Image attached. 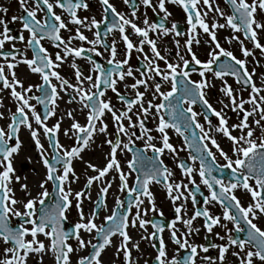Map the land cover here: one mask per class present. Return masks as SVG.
Wrapping results in <instances>:
<instances>
[{"label":"snow or ice","instance_id":"6c2138e0","mask_svg":"<svg viewBox=\"0 0 264 264\" xmlns=\"http://www.w3.org/2000/svg\"><path fill=\"white\" fill-rule=\"evenodd\" d=\"M122 2L132 9L130 16L118 11L110 0H98L102 16L97 20L94 15H79L80 11L90 10L88 0H32L31 4L29 0H17L22 14L11 17L12 22L20 23L15 35L9 21L3 18L9 9L0 5V92L8 90L16 105L14 112L9 110V122L0 127V245H3L0 264H29L31 257H35L34 264H44V257L48 254L52 255L54 264H72V255L85 248L90 249L89 254L79 256L77 264H104L102 254L109 247L115 248L116 256L122 252L124 264H136L131 250L140 251V244L133 241L128 231L130 228L137 229L140 240L149 241L156 250L152 264H197L198 259L200 264H230L229 252L238 264H254L255 260L264 264V229L257 223L264 222V73L257 84L253 79L255 69L249 72L247 68V58L251 56L255 60L254 49L264 56V44L259 38L264 33V0H224L230 12H226L217 0ZM166 3L183 10L186 30L181 31L175 21L167 26L171 13ZM140 5L145 9L142 26L136 23ZM56 8L61 11L58 13ZM149 8L158 16L163 13L158 23L149 20ZM38 13L43 15L38 18ZM209 13L213 14L211 18ZM220 19L224 22L220 23ZM101 25H105V37L118 32L122 51L118 50L115 37L105 43L101 37ZM224 28L232 32L225 40L229 44L236 41L244 59L238 58L219 42L217 31ZM84 30L91 32L93 38L89 39ZM62 31L68 33L67 37L62 35ZM25 32L28 33L27 38ZM150 33L155 36H150ZM236 33H241L244 39ZM202 34L208 38L203 41L208 57L203 61L193 51L194 44L201 45ZM168 36L186 37L183 44L178 39L173 40L176 47L174 57L166 46L158 47V42ZM44 40L57 49L54 54L43 45ZM245 40L251 43L252 48L245 46ZM74 41L80 43L76 45ZM6 43L10 45L7 49ZM17 43L24 47L17 48ZM100 48L108 53L106 63L109 67L93 59L92 54L103 55ZM29 49L31 57L27 55ZM133 51L143 60L140 67L133 68L129 63ZM120 56L123 58H118ZM77 60L87 63V74ZM161 61L163 66L159 63ZM65 64L72 71L71 76L62 75L59 71ZM192 64L199 67H191ZM20 65L26 66L29 73L37 74L42 83H30L25 87L16 71ZM193 73H197L199 79H193ZM227 76L233 77L239 87L234 89L229 85L225 79ZM128 78L132 79L131 84L127 83ZM53 79L58 83H53ZM214 80L221 81L219 92L222 95L217 102L222 107L219 110L207 98L209 91L216 88ZM121 84L125 89L123 93L118 87ZM164 85L170 86L168 90H162ZM33 89L39 95H33ZM109 90L115 94L120 107L107 98ZM242 92L248 93L247 98ZM147 95H151V99ZM157 98L159 102H156ZM61 100L74 107L65 108L59 119L49 126L47 121L57 115ZM37 105L43 106V112L37 111ZM196 105L200 106V112L194 109ZM245 105L250 107L245 108ZM0 107H3V97H0ZM228 109L236 113L237 123L228 124ZM78 112L84 114L85 123L81 124L76 119ZM208 113L216 117L218 123L213 124ZM200 116H203V124L198 119ZM106 117L111 119L114 129L111 132ZM149 118L154 128L147 127ZM0 119H5L4 112H0ZM65 119L70 124L63 129V134L74 141L69 147L58 139ZM22 127L28 130L39 162L45 169L43 177L37 181L35 195L27 183H20L22 177L16 174L13 166V159L23 147L20 138ZM169 129L183 138V144L189 150L187 160L179 157V151L184 148H177L170 142ZM153 132L158 135H153ZM41 133L48 141L47 149L41 142ZM218 134L227 138L232 155L221 147ZM98 136L103 139L96 146L102 148L107 145L109 149L104 154L106 162L103 167H98L84 161L85 183L74 191L72 184L80 177L74 170L73 161H83L82 153L96 144ZM135 141L143 142V151L132 147ZM147 150H151L153 155H144ZM166 150L180 169L182 179H173L174 171L161 158ZM124 152L132 153L131 159L127 160V172L118 159V153ZM217 153L226 163L217 162ZM27 160L31 162V157ZM89 169L95 174L88 175ZM226 171L231 177L227 180L223 177ZM110 172L113 175L109 179ZM217 172L221 175L214 174ZM132 173L136 176L130 185ZM194 174L207 188V195L196 183ZM23 179L26 181L27 176ZM14 182L19 183V191L23 193L20 198H17ZM49 182L51 192L46 186ZM94 183L98 185L97 196L86 215L83 202L84 199L92 200L90 190ZM114 185L118 193L125 194V199L115 195V207L103 217L105 223L98 225L96 219L101 210L107 209L106 198ZM152 185H162L166 191L174 210V218L170 221L145 218L150 211L163 217L151 191ZM189 185L194 186L195 191ZM236 190L250 195L251 202L247 206L235 195ZM197 194L202 197L203 207H198ZM145 200L148 206L142 207ZM189 200L193 206L191 215L187 211ZM213 204L222 207V217L211 212L209 206ZM73 206L78 220L66 228L67 213ZM13 218L17 220L15 225L11 223ZM197 218H203L202 227L206 233L203 244L190 240L200 232V228L194 225ZM222 220L230 222L233 228L228 229ZM148 226L153 231L149 232ZM216 227L224 231V235L214 233L216 239L223 243L218 244L211 239ZM165 229L171 243L176 245L175 254L171 257L163 237ZM236 233H243V238ZM40 236L48 241L47 245L39 239ZM113 237L120 238L115 245ZM70 240L76 241L75 247L69 243ZM210 249L218 250V254L207 255ZM182 250L184 255L180 254ZM199 252L206 255L200 256ZM144 264H149L148 259Z\"/></svg>","mask_w":264,"mask_h":264},{"label":"flooded vegetation","instance_id":"af4514ba","mask_svg":"<svg viewBox=\"0 0 264 264\" xmlns=\"http://www.w3.org/2000/svg\"><path fill=\"white\" fill-rule=\"evenodd\" d=\"M89 4H90V10L89 11H80L79 15L80 16H95L97 20L101 19L102 16V11H101V5L98 3V0H88ZM111 3H113L117 10L120 12H123L125 15L130 16L131 13V8L127 5H124L122 0H110ZM155 2V0H154ZM29 3H32V0H29ZM217 3L225 9L226 12H230V9L228 8V6L224 3V0H217ZM0 5H4L8 7V13L6 16H4L3 18L6 19L7 21H9V27L12 29V34L15 35L17 30L20 28V23L19 21L16 22H12L11 21V17L13 15H21L22 12L19 9V5L17 3V0H0ZM166 7L168 9V11L171 13V16L169 17L168 21H167V26L170 27L171 23L173 21L178 22L179 28L181 31L186 30L187 28V24L185 23V13L183 12V10L174 4H170V3H166ZM55 11H57L58 13L61 11L60 9L56 8ZM145 9L142 5H140L139 7V11H138V16L139 19L136 20V23L138 25H141V22L143 20V13H144ZM157 11H159L157 9ZM42 13H38V18L40 16H42ZM147 15L150 21H155V22H159L160 18L163 16V13H160L159 16L156 13H153L151 8L147 9ZM212 13H209V18L212 17ZM258 19H260L261 17L258 16ZM109 20H111V13H109ZM209 22L210 19H209ZM220 23H223V19L219 20ZM142 26V25H141ZM69 27H73L72 25H69ZM104 30H105V25H101L100 28V32H101V37L102 39L105 41V43L110 42L114 37L117 38L118 43H117V48L118 50L122 51L123 50V44L122 42L119 41V34L118 32H114L112 35L105 37L104 36ZM128 32L131 31L130 28L127 29ZM84 34L87 35L89 37V39L93 38L92 37V33L84 30ZM25 37L27 38L28 33L25 32L24 33ZM62 35L67 37L68 33L62 31ZM232 35V32L230 29L228 28H224V29H219L217 31V37L219 39V42L221 43V45L232 51L238 58L244 59L242 53L239 51V44L236 41H233L231 44H229L226 40L225 37H230ZM236 35L240 36V38L243 40L244 37L241 33H236ZM150 36H155L154 33H150ZM201 45L198 47L195 44L193 45V51L196 52L197 56L199 59L206 60L207 57V46L203 44V41L205 39H208L206 35H201ZM260 42L262 44H264V33L260 34ZM133 39L135 40V37H133ZM174 39H178L181 41V44H183L184 39H186L185 36H180V37H172V36H168V37H164L162 38V40H160L158 42V47H164L166 46L169 50H170V54L171 56H175V52H176V47L175 44L173 43ZM43 45L48 49L49 53L54 54L57 49L48 41V40H44L42 41ZM74 44L78 45L80 42L78 41H74ZM245 46L252 48V45L249 41L245 40L244 41ZM10 45L8 43L5 44V49L9 48ZM24 45L22 43H17V48H23ZM85 47H87V44L85 43ZM99 47V46H98ZM100 51L103 53V55L101 56H95L93 55V59H95L98 63L105 65L106 67H109L106 63L107 61V57H108V53L104 51L103 48H100ZM148 51V47L147 45H145V52ZM181 53L183 54V48H181ZM254 53H255V60L253 59V57H248V63H247V68L249 70V72H251L253 69H255V73L256 75L253 77V79L257 82V84H259V77L262 73H264V56H262L260 54V51L258 49H254ZM163 54V53H162ZM27 55L29 57H31V50L29 49L27 51ZM140 56V54L136 53L135 51H133L131 59L129 61V63L132 65L133 68L136 67H140L141 64L143 63L142 58H138ZM118 58H123L122 56L118 57ZM186 58H190L187 57ZM227 59V58H224ZM77 63L82 65L85 69V74H87V68L88 65L84 60H77ZM161 64V66H163V62H159ZM191 67H199L195 64L190 65ZM17 74H18V78L22 79L24 81V85L25 87H27L28 84H40L42 83V81L40 80V77L37 74H31L29 73L28 69L26 68V66L24 65H20L17 69ZM59 71L61 72L62 75L65 76H71L72 75V71L70 70L69 66L67 64L62 65L61 68L59 69ZM209 76L211 74H208ZM192 78L193 79H199V76L197 73H193L192 74ZM225 79L227 80L228 84L231 85L234 89L238 88L239 86L237 85L235 79L231 76H227L225 77ZM74 82V81H73ZM133 81L131 78L127 79V83L131 84ZM214 84L216 85L215 89H212L209 91V95H208V99L209 102L212 104V106L214 108H216L217 110H219L222 105L220 103L217 102V99L221 97V93L219 92V86L221 84V81L219 80H214L213 81ZM53 83H58L57 81H55V79H53ZM119 90L123 93L125 91L123 85H118ZM170 86L169 85H164L162 90H168ZM19 90V89H18ZM141 91H143V88H141ZM33 95H39V92L36 91V89H33L32 92ZM129 96H131V90H129L128 92ZM245 98H247L248 93L247 92H242L241 93ZM63 95V93L61 94ZM107 98H111L112 99V103L115 104L117 107H120L119 102L116 100L115 94H113L110 90L107 92L106 94ZM0 97H3V107H0V112H4L5 114V119H0V127H4L8 122V117L10 116V112H14L15 111V103L10 99L9 95H8V90H5L4 92H0ZM148 99H151V95H147ZM67 98L65 97V100ZM224 102L228 103V100L226 97H223ZM159 102V98H157V101ZM31 103L35 104V101H31ZM74 107V105H66L64 100L59 101V109L57 110V115L54 117L49 118V120L47 121V123L49 124V126H51L52 124L55 123V121L57 119H59L60 115L63 114V111L65 108H72ZM250 107L249 105H245V108ZM194 109L197 112L201 111V108L199 105L194 106ZM37 111L38 112H43V106L42 105H37ZM227 111V116L229 117L228 119V124L231 125L233 123H237V117H236V113L232 112L230 109L226 110ZM210 119L212 120L213 124L218 123V120L216 117L212 116L211 113H208ZM76 119L81 123H85V116L83 113H76ZM106 121L109 123V132L113 131V126L111 123V119L110 117H106L105 118ZM135 119V117H134ZM199 121L203 124L204 123V119L203 116L198 117ZM249 120L251 121V117L249 118ZM70 124V121L68 119H65L62 124H61V130L58 133V139L60 141L61 144L65 145L66 147L71 146L74 141L71 139H68L67 137L64 136L63 134V129L68 128ZM146 125L149 128H154V124L151 118L148 119V121H146ZM33 127H36V125L33 123ZM205 127H207V125L205 124ZM197 132L199 130H196ZM169 136H170V142L177 148H181L183 147L184 150L179 151V157L183 160H187L188 157V152L189 150L187 149L186 145L183 144V138L178 136L173 130L169 129L168 130ZM153 135H158V133L153 132ZM234 135H237V132H233ZM137 135H139V130H137ZM20 138L23 141V147L20 150V154L15 156V158L13 159V166L16 169V174L20 175L22 177L20 183H27L30 187V189L32 190L33 195H35V192L37 191V181L39 179H41L44 175L45 169L43 168L42 164L39 162V156L35 150V146L32 143L30 136H29V132L27 129L25 128H21L20 130ZM103 137L98 136L97 140H96V144L92 145L89 149H86L82 155L84 160H74L73 164H74V170L77 173V175L80 177V179L78 181H76L75 183L72 184V188L73 190H79L81 187H83L84 183H85V176H84V171H85V164L84 161H89L95 165H97L98 167H103L105 164V158H104V154L108 152V146L104 145L102 148H98L96 145L100 144L102 141ZM218 139L221 142V147L228 152L229 155H232V153L229 151V141L227 140V138H222L219 136L218 134ZM14 143V141H12ZM41 142L44 144L45 148H48V141L47 139L42 135L41 133ZM132 147L134 148H138L141 151L144 150V146H143V142L142 141H135L134 145H132ZM213 151L215 152V149L213 148ZM49 153L51 154V150L49 149ZM144 155L146 156H152L153 153L151 152V150H147L144 152ZM31 157V162H29L27 160V157ZM132 157V153L131 152H124V153H118V159L121 161V165L124 171H128L127 168V160L131 159ZM164 160V163L171 168L174 173L175 176L173 179L176 180H180L182 179V174L180 172V169L178 167H176L175 162L173 160V158L171 157V155L168 154L167 150L165 151V154L161 157ZM217 162L219 164H224L226 163L217 153ZM188 163H191V161H188ZM196 166H199V162L197 161ZM88 175H94L95 173L89 169L87 172ZM215 175L220 176L221 173L217 172L214 173ZM113 175V173H109L108 178L110 179L111 176ZM27 176V180L25 181L23 179V177ZM136 176V173H132L131 176L129 177V184L131 185L132 183H134V178ZM223 177L227 180L230 179V174L229 172H224L223 173ZM194 179L196 180L197 184H200V178L198 175L194 174ZM185 182H187L185 180ZM49 189V191H52V185L51 182H49L48 185H46ZM14 190L16 191V195L17 198H20L23 196V193H21L19 191V183H15L13 184ZM189 187L192 189V191H195V187L192 185H189ZM200 188L201 191L207 195V188L204 187V185L200 184ZM91 197L92 200H88V199H84L83 202V209L85 211V214L87 215L92 207V201L96 200V196H97V191H98V185L96 183H94L92 185L91 188ZM151 191L154 193V197H155V202L157 205V208L160 209V211L163 212V217L159 216V213H154V212H148L147 216L145 217L146 219L151 218L153 220H160L161 222H167L170 221L172 218H174V210L172 207L171 202L167 199L166 196V191L164 190L162 185H152L151 186ZM115 195H120L121 199H125V194L123 193H118L117 189L115 187V185L113 186V188H111L109 190V193L107 195L106 198V203H107V209L106 210H101L99 213L98 218L96 219V223L99 224H103L105 223L103 220V217L107 214L111 213V209L113 207H115V200L114 197ZM235 195L241 200V203L244 206H247L248 203L251 202V198L250 195H247L243 192H241L240 190H236L235 191ZM197 198L199 200V204L198 207H203V200L202 197L199 196V194H197ZM75 204V201H73V205ZM147 200H145V205L142 207H147ZM17 207H21L20 205H17ZM210 210L213 214L215 215H219L222 217V212L223 209L219 204H213L210 205ZM21 210L22 207H21ZM187 211H188V215L192 214L193 211V206L191 204V201L189 200L187 203ZM135 212V209L133 208V213ZM68 216V221L66 222L65 227H69L72 223H74L76 220H78V216L75 210V207L73 206L72 209L67 213ZM222 223H227V228L228 229H232L233 225L230 222H225V221H221ZM11 223L13 225H15L17 223L16 218H13ZM258 225L264 229V222L261 221H257ZM203 224V218H197L196 221H194V225L196 227L200 228V232L198 235H193L192 237H190V240L196 244H203L205 243V230L202 227ZM178 227H182L181 225H177ZM130 235L133 238V241H138L140 244V251H137L136 249H132L131 250V255L133 257V259L136 261V264H144L145 259H148L149 264H152V259L155 257L156 255V250L154 248H152L150 246L149 241L147 240H140V233L137 231V229H129L128 230ZM148 231L151 232L153 231V229L151 228V226H148ZM215 232H220L221 235H224V231L219 228L216 227L213 229V234L211 235V239L213 240V242L215 243H223V241H220L218 239H216L214 233ZM237 236H241V238H243L244 234L243 233H236ZM163 237L167 243V250H168V255L169 257H171L172 255L175 254V249H176V245L172 244L170 239H169V232L167 231V229H165L164 233H163ZM87 238V237H86ZM30 239V237H29ZM40 240H43L44 243L47 245L48 241L43 237L40 236L39 237ZM119 237H113V244L115 245L118 241H119ZM95 242V241H94ZM69 243H71L73 245V247L76 246V241L75 240H70ZM158 244V241L156 242ZM3 245H0V249H2ZM129 248H131V243L129 244ZM90 249L85 248L80 250L78 253H75L72 255V264H77V260L78 257L81 255H87L89 254ZM199 251V250H198ZM115 252V248L114 247H109L107 248L104 253L102 254V259L104 261V264H124L123 261V254L121 252V254L119 256L114 255ZM181 255H184L183 250L180 253ZM218 254V250L216 249H210L209 253H207V255H212V256H216ZM200 256L206 255L203 252H199ZM34 259L35 257H31L29 259V264H34ZM228 260L230 261V264H238V262L236 261L235 257L231 256V252L228 253ZM44 264H54V260L51 254H48L44 257ZM197 264H200L199 259L197 260ZM254 264H260V262L258 260L254 261Z\"/></svg>","mask_w":264,"mask_h":264}]
</instances>
